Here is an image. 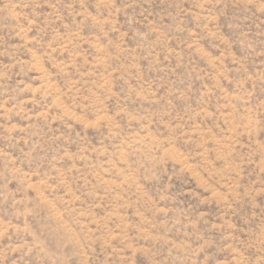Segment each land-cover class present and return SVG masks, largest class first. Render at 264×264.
Instances as JSON below:
<instances>
[{
    "label": "rangeland",
    "instance_id": "obj_1",
    "mask_svg": "<svg viewBox=\"0 0 264 264\" xmlns=\"http://www.w3.org/2000/svg\"><path fill=\"white\" fill-rule=\"evenodd\" d=\"M0 264H264V0H0Z\"/></svg>",
    "mask_w": 264,
    "mask_h": 264
}]
</instances>
